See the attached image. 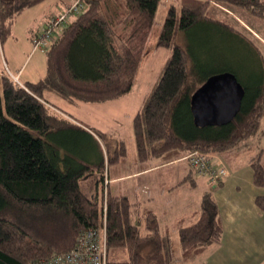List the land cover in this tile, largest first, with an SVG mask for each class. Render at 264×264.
I'll return each instance as SVG.
<instances>
[{
  "label": "trees",
  "instance_id": "16d2710c",
  "mask_svg": "<svg viewBox=\"0 0 264 264\" xmlns=\"http://www.w3.org/2000/svg\"><path fill=\"white\" fill-rule=\"evenodd\" d=\"M40 1L27 0L21 7ZM82 2L84 10L60 29L45 51L42 79L21 87L0 72V264H31L70 251L82 231L101 226L104 201L107 264H187L223 239L210 191L203 195L196 221L179 228L176 257L169 235L151 211L135 214L126 197L111 195L108 186L105 191L103 175L125 157L124 143L111 150L104 134L74 124L45 97L51 92L70 103H104L128 94L159 0ZM13 5L12 0H0L1 42L10 34L7 20ZM221 9L264 21V0H177L168 8L157 45L170 54L133 118L140 162L154 158L164 164L195 151L208 155L240 149L259 132L264 53L253 37L226 17H217L215 10ZM198 29H213L220 37L221 46L212 48V54H201L193 42L176 43L178 35ZM233 56L246 69L231 62L212 68L215 57ZM224 72L232 73L244 90L239 112L223 126H196L191 96L210 76ZM259 156L250 160L251 178L255 188L264 189ZM254 204L264 213V196H257Z\"/></svg>",
  "mask_w": 264,
  "mask_h": 264
},
{
  "label": "rangeland",
  "instance_id": "374dc122",
  "mask_svg": "<svg viewBox=\"0 0 264 264\" xmlns=\"http://www.w3.org/2000/svg\"><path fill=\"white\" fill-rule=\"evenodd\" d=\"M12 1L14 5L11 9V16L7 20V23L10 21L8 24L10 34L3 37L2 42L0 40V48L2 46V50L7 48L10 51L13 64L15 63L16 65L22 63L25 57H27L29 61L32 55L35 54L26 70L33 67L35 56H40L45 64V52L39 49L34 50L32 42L31 47H27L24 38L30 37L31 34L33 36L43 34L48 28L51 18L64 13L70 3L63 6L67 0H61L60 4L54 7V5H51L52 0H42L32 6L21 7V4L27 0ZM176 3L177 0H159L154 25L150 31L134 85L128 95V101L125 104L126 108H131L134 103H136V99H138V102L141 101L144 95L151 90L158 75L163 69L165 61L170 54V50L157 45L158 36L167 15L168 8ZM221 12L215 10L217 17H226L225 20L236 29H241L245 34L253 37V39H255L254 41L258 43L260 50L264 53V44L260 41V39L264 41V21H255L252 17L242 18L240 14L232 9L230 11L223 9ZM47 13H50L48 17H46ZM45 18L47 19L44 22ZM74 19H69L66 23L68 24ZM210 31L211 32L198 29L189 34L178 35L176 43L180 45H189L193 42L197 44L201 54H205L211 50L212 54L213 49L216 48L217 45L221 46V40L213 29ZM58 35L59 29L52 32V38H56ZM2 50L0 51V60L3 65L4 54ZM210 57L211 55L209 58ZM236 57L237 56H233L228 60L215 57L212 68L218 70L222 68L225 63L231 62L235 66L244 67V69H246V64ZM4 72H7V70H4ZM21 81L22 80H20V82ZM83 104L86 103L82 102L78 104L77 112L85 106ZM113 106L115 109L104 111L96 109L93 113H95L97 118L105 116L106 119L101 120L104 123L103 127L112 129L111 133H117L124 139L127 159L133 160V157H135V147H133L132 144L135 146V142L133 132L131 133V127L133 130V120L132 124H130V110L120 108V104H115ZM62 107L72 115L70 112V105L65 103ZM117 118L121 120V124H119V122H113V120ZM75 120L80 126H82V124L85 125L82 118L76 116ZM103 144L104 143H100V146L104 150L103 146L105 145ZM262 148L264 149V144ZM231 153L232 154L227 155V160H223V162L214 160V163L221 164L231 173L228 179H225V181L223 180L224 184L222 187L216 185V188H213L215 184L210 183L208 179L198 176H196L198 181L195 189L191 187L190 183L186 184L184 182L185 186L181 190L182 195L179 199L188 198L190 200H195L201 207L204 192L211 191V196L217 205L219 218L222 220L223 224L228 223V227L227 225L226 228L224 226L223 241L220 242V244L209 245L203 253L187 264H264V213L258 215L256 211H253L256 208L253 203L254 197L257 196L256 191L264 192V189L255 190L251 185L252 174L248 152H245V149L243 151L242 149H238ZM262 161H264V150ZM184 164H186V162H184ZM169 232L172 250L176 256L180 252L177 231L172 229Z\"/></svg>",
  "mask_w": 264,
  "mask_h": 264
},
{
  "label": "crops",
  "instance_id": "0c3cea01",
  "mask_svg": "<svg viewBox=\"0 0 264 264\" xmlns=\"http://www.w3.org/2000/svg\"><path fill=\"white\" fill-rule=\"evenodd\" d=\"M71 1L72 0H67L63 6L71 3ZM60 2L61 0H52L51 5L57 7ZM49 14L50 13H47L46 17H48ZM74 18L75 16H72L70 17V20ZM46 19L47 18L44 19V22ZM32 36L33 35L31 34L30 37L24 38L27 47H31ZM1 50L2 46L0 48V51ZM2 53L4 54V57L3 65L2 61L0 60L1 73L4 72V70H7V73L10 74L12 78H17L19 83H36L45 76L46 60L44 64V60L40 56H35L33 67H31L29 70H26L35 54L32 55V58L29 61L28 58L25 57L22 63L16 65L15 63L13 64L12 55L7 48L2 50ZM20 80L22 81L20 82ZM129 93L118 99L104 103H86L89 105L83 104L85 106H83L78 112V104H81L82 102L70 103L51 92L46 93L45 97L53 106L61 110V112L64 114V117L68 118V120H71L74 124L80 126L75 120V117L77 116L82 118L83 122H85V125L80 123L82 124L80 127L91 132L92 134H94L93 131L104 134L107 137V141L111 150H114L116 148L117 142L118 144L120 142L125 143L124 139L117 133H111L112 129L103 127L104 123L101 120L106 119L105 116L97 118L93 111L96 109L101 111L115 109L113 105L120 104V108L130 110L129 120L130 124H132L133 117L139 110L147 93L144 95L141 101L138 102V99H136V103H134L131 108H126L125 104L128 101ZM65 103L70 105V112L72 115H70L62 107V105ZM120 121L121 120L119 118L113 120V122H119V124H121ZM132 132L133 130L131 127V133ZM245 143L246 144L244 147L240 149H242V151L245 149V152H248L247 154H249V163L251 158L260 153V162L264 164V161H262V154L264 150L262 148V145L264 144V118L262 119L260 130L257 132L256 136L248 139L245 141ZM132 145L135 147L134 144ZM103 148L105 150L104 146ZM238 149L239 148L237 147L236 150ZM234 150L235 149L227 152L213 153L208 155H210L213 161L219 160L223 162V160H227V155L232 154L231 152ZM134 154L135 157H133V160H129L127 159L126 152L125 157L120 158L113 166H108V193L116 197H126L133 205L132 208L135 214H141L144 210L151 211L156 216L159 222L160 230L163 233L169 235V231L173 229L174 231H177L178 235V230L180 227L187 226L196 221L197 212L201 208L198 202L195 200H190L188 198L179 199V197L182 195L181 190L185 186L184 182L186 184L190 183L191 187L195 189L198 181L195 173L190 167L189 161L186 159L187 156L184 157V159L178 161L162 164L154 158L148 159L145 162H140L137 159L136 147ZM184 162H186V164H184ZM227 171L228 176L223 179L224 181L231 176L230 171L228 169ZM223 180L220 181L221 185L218 187L223 186ZM251 185L255 190L257 189L253 186L252 181ZM213 188H216V184ZM256 195L264 196V192L256 191ZM257 196L254 197L253 203ZM253 211H256L258 215L262 214L257 208H255ZM220 221L223 225V228L224 226L226 228V225L228 227V223L223 224L221 219ZM179 254L176 255V257H178Z\"/></svg>",
  "mask_w": 264,
  "mask_h": 264
},
{
  "label": "built area",
  "instance_id": "2783aa9c",
  "mask_svg": "<svg viewBox=\"0 0 264 264\" xmlns=\"http://www.w3.org/2000/svg\"><path fill=\"white\" fill-rule=\"evenodd\" d=\"M83 10L84 5L82 0H72L64 13L51 18L48 28L43 34L32 37L33 49H39L45 52L49 44L55 40V38H52V32L58 29L60 31L67 24L66 22H68L70 17L78 15ZM260 41L264 44L263 40L260 39ZM13 80L23 87L16 78H13ZM186 159L189 161L190 167L196 176L208 179L212 184H217L228 176L227 169L221 164L214 163L213 159L206 154L195 151L189 154ZM103 178V186L106 191L109 184L107 172L104 173ZM103 207L104 217L101 226L97 229L89 228L82 231L73 249L31 264H107L108 249L105 231V201L103 202Z\"/></svg>",
  "mask_w": 264,
  "mask_h": 264
},
{
  "label": "water",
  "instance_id": "95a60500",
  "mask_svg": "<svg viewBox=\"0 0 264 264\" xmlns=\"http://www.w3.org/2000/svg\"><path fill=\"white\" fill-rule=\"evenodd\" d=\"M244 90L229 72L210 76L191 96V113L196 126L230 123L241 107Z\"/></svg>",
  "mask_w": 264,
  "mask_h": 264
}]
</instances>
